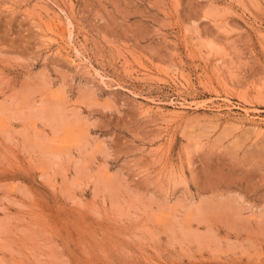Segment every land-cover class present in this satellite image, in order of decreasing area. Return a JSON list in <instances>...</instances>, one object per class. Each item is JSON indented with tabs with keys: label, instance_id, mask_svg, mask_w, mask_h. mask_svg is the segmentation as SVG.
I'll return each instance as SVG.
<instances>
[{
	"label": "rangeland",
	"instance_id": "374dc122",
	"mask_svg": "<svg viewBox=\"0 0 264 264\" xmlns=\"http://www.w3.org/2000/svg\"><path fill=\"white\" fill-rule=\"evenodd\" d=\"M0 264H264V0H0Z\"/></svg>",
	"mask_w": 264,
	"mask_h": 264
}]
</instances>
